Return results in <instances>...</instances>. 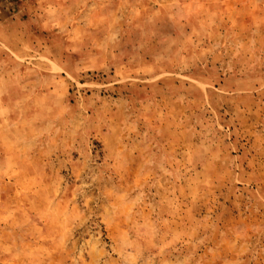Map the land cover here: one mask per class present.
I'll list each match as a JSON object with an SVG mask.
<instances>
[{
  "label": "rangeland",
  "instance_id": "rangeland-1",
  "mask_svg": "<svg viewBox=\"0 0 264 264\" xmlns=\"http://www.w3.org/2000/svg\"><path fill=\"white\" fill-rule=\"evenodd\" d=\"M0 264H264V0H0Z\"/></svg>",
  "mask_w": 264,
  "mask_h": 264
}]
</instances>
